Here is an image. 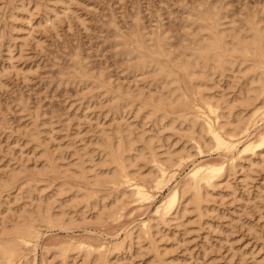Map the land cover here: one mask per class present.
<instances>
[{
    "label": "rangeland",
    "instance_id": "1",
    "mask_svg": "<svg viewBox=\"0 0 264 264\" xmlns=\"http://www.w3.org/2000/svg\"><path fill=\"white\" fill-rule=\"evenodd\" d=\"M207 7L217 10L214 27L227 29L226 34L241 31L250 13L259 16L264 25V0H0V230L4 225L10 227L18 213L51 200L52 211L65 206L75 220L36 225L32 244H22L19 262L11 264H94L99 254L103 264H264V144L257 145L264 134V92L246 108L237 103L238 95L246 93L238 71L254 62L252 55L238 56L228 71L211 73L201 65L196 67L197 73L202 72V100L221 111L219 116L223 110L210 103L214 101L210 97L237 103L233 116L241 109L245 118L249 116L246 132L237 137L225 135L220 128L223 118L218 117L217 122L197 93H185L191 87L178 67L172 70L190 107L182 102L178 107L166 106L157 115H146L148 109L139 107L146 95L167 92L168 84L150 63L146 65L136 56L141 52L148 57V44L159 40L170 55L152 58L163 65L175 55L185 58L191 42L204 34L198 29V9ZM136 38L138 42H134ZM192 119L205 126L201 137L198 127L192 134L184 129ZM207 121L228 147L214 143ZM117 129H130L139 137L129 153L133 161L145 138L152 139L154 156L137 159L134 165L130 159L133 166L128 169L133 174L118 187L110 183L98 186L96 208L90 207L95 197L87 206L85 201L83 205L69 201L74 192L79 196L88 189L90 169L106 168L99 166L106 153L101 149L102 139L113 137ZM247 141L254 146L253 152L242 151ZM169 153L171 162L165 161ZM46 159L55 168L47 170L48 174L42 171ZM219 164H224V174L201 186L198 208L181 199L185 203H176L173 213L157 228L149 227L153 222L148 219L154 218L167 193L177 183L190 181L186 180L190 171L195 167L206 171ZM79 166L89 180L83 172V178L79 176ZM9 174L16 179L6 180ZM58 185L65 189L63 193H56ZM137 186L145 191V199L137 198ZM121 189L125 191L123 202L96 221L93 213L100 211L102 201L109 205ZM82 209L85 213L80 217ZM144 221L150 233L139 244L133 238L123 243L120 252L112 249L127 231L136 234ZM64 243L76 246L70 245L61 257L57 249ZM82 245L85 252L93 251L89 259Z\"/></svg>",
    "mask_w": 264,
    "mask_h": 264
},
{
    "label": "bare ground",
    "instance_id": "2",
    "mask_svg": "<svg viewBox=\"0 0 264 264\" xmlns=\"http://www.w3.org/2000/svg\"><path fill=\"white\" fill-rule=\"evenodd\" d=\"M199 9H198V18L200 19L201 23H199L198 26L200 28L198 27V29H200V32H201V30H203L204 34L200 36L201 38H199L197 40L195 39L196 41L191 42V43H193V44H191L192 47L191 46H190L191 48L188 47L190 51H189L188 55L185 56V58L182 55L181 56L183 57V59L180 58V56L176 57V55L174 57L169 58V59L167 58L166 62H169L168 63V64H170L169 66H168L167 63H165L163 65V64H161V62L158 61V59L152 58L153 56L158 57V56H156L157 54L159 56L166 57V56H168V54L170 52V50L168 51L165 48L164 49H165V51L167 50V52L163 51L164 50L163 47H162L163 45H161V43H160L161 41H159V40H156V42H154V43L148 44V47H149L148 49L150 51V52H148L149 53V56H148L149 58L148 57H144L146 55L142 56L141 52L140 53L138 52L140 55L136 56V58L139 59L141 62L145 63L146 65L148 63H150V64H148V66L152 65V68H153L152 70H154L155 73L158 74L161 77V79L165 81L164 83L168 84L167 85L168 91L166 90L168 93L165 92L164 93L165 95L164 94H161V96H159V95L155 96L154 95L155 97H151V96H153L151 94H150L151 96L149 94L146 95V97H148L149 99H146V97H145L143 102H142V106H140L141 104L139 105V107H142L143 110L144 109H148L147 113L145 112L144 114H146V115L147 114L148 115L149 114L157 115L160 112H164L166 106L167 107L175 106V105L177 106V104H182V102H183V104L184 103L188 104V102L190 100L187 97L188 95H186L185 93L186 92H190L191 93V90H192L193 95L194 94L196 95V93H197L198 98H199V100L202 103L204 101V100H202V98H205V96L202 97L203 96L202 95L203 91H200V90H202L200 88H201V86L204 83L202 82L203 78L200 75L202 72L200 74L197 73V71H196L197 68L196 67L201 65L202 66L201 68H204L203 69L204 71H206L207 69H210L211 73H213L212 71H214V70L223 71L226 68L231 67L233 65V62L234 61L236 62L238 56H242V58L244 59V56H247V55L249 56V54H250V56L252 55L251 58L254 61L252 64L250 63L249 65H246L247 67H246V69L243 72H240V71L237 70L240 73V75H241L240 77H242L241 79L244 80L243 82L246 83L245 84L246 87L244 88L246 93H244V96L238 95L239 96V100L236 99L237 103H238V107H240L242 109L246 108L249 104L254 103L255 99H257L264 92V25H262L263 23H262V20L260 19V17L256 16V15H252L253 13L252 14L250 13V15H248L250 17L247 16V19H245L244 22L246 23V25H244V27L242 26L243 29L241 31L239 29V32H236L234 34H232L233 31H230V33L226 34L227 29H225L226 30V32H225L224 29H222V28L219 29V27H217V24L214 27L215 23L213 24V22L216 21L215 17H217L216 15L218 14L217 10H215V8H212V7L208 8L207 7L205 9H201V11H199ZM194 18H195V16H194ZM198 32H199V30H198ZM151 40H153V39L151 38L150 41ZM134 42H138L137 38H136V40ZM137 44H140V43H137ZM141 44L138 45V46H141ZM143 45L145 46L144 43H143ZM146 47H145V49H146ZM161 52H162V54H161ZM165 54H167V55L164 56ZM144 58H147V60H144ZM254 58H256V59L254 60ZM239 59H240V57H239ZM241 60L242 59H240V61ZM255 61H257V62H255ZM143 63H142V65H143ZM173 67H178L180 70H182L181 72L184 71L183 74L186 77V81L188 82V86L191 87V89L189 88L190 91H185V93L183 92L184 90L183 91H179V89H181L180 85H178L180 83V80H179L177 74L174 72V70H172ZM205 68H207V69L205 70ZM154 71H153V73H154ZM153 76H155V75L153 74ZM205 79H206V77H205ZM156 80H158V79H156ZM159 80H160V78H159ZM181 82H183V81H181ZM162 85H161V87H162ZM204 89H205V87H204ZM116 94H118V93H116ZM149 96L151 97V99H150ZM119 97H117V98H119ZM135 98H136V96H135ZM213 98L214 97H212V98L210 97L209 98L211 100H214L213 102L210 101V103H213L214 105H216L217 109L220 107L223 110L222 113H220V116L218 115L219 114L218 112H221V111L217 112L216 109L213 108L212 104H209L207 101L206 102L204 101V102L207 103L206 106L208 105V110L210 109L211 113L215 114V116L217 118L216 121L219 119L218 117H222L223 118V120L220 122L221 123L220 124V128H222L221 130L224 129L223 131H225L224 132L225 135L229 134V136H230L232 134V136H236V135H238L241 132L243 133L246 130L244 127L246 126V124H248V122H250V119L248 118L249 117L248 114H247L248 117L245 118L241 114V111H242V109H241L240 110V114H236L235 116H233L234 115L233 114V108L236 106L237 103H234V101H232V103H231L226 98L222 99V97L220 99H218V98L213 99ZM118 101H119V99H118ZM115 102H117V101L115 100ZM186 106H188V108L190 107L189 104L186 105ZM185 108H187V107H185ZM197 108H195V109H197ZM139 110H142V109H139ZM183 110H185V109H183ZM224 110H225V112H224ZM238 112H239V110H238ZM161 114H163V113H161ZM215 116H214V118H215ZM262 116L264 118V115H262ZM208 121H207V123H208ZM253 121H254V119H253ZM211 122H212V120H211ZM251 123H252V120H251ZM196 127H198V130L200 132V136L199 137H201L202 136L201 133L204 130H206L204 124H202V123L198 124L197 122L193 121V119H192L191 123L188 126H186V128H184V129L188 131L187 132L188 134H192V133H196ZM217 127H219V126H217ZM213 129H215L214 126L212 127L211 124H209V132L212 134L213 139L215 140V142L214 141H212V142L217 144L219 146V148L221 146L226 145V142L219 135V132L217 133ZM215 130H217V128ZM135 135H137V134H135ZM141 135H140V138H141ZM137 137H135L133 135V133H132V131L130 129H124V130L117 129V131L113 133V137H111L109 135L104 136L105 139H102V140H104V141H102V142H104L103 143L104 146L102 144L101 149H103V147H104L103 150L106 153H105V157L102 160L103 162H101V164H99V166L103 164V166H105L106 168L97 170L96 168L93 169L91 167L92 169H90L91 171L89 173H91L92 175L90 176L91 178L89 177L90 178V180H89L88 176H86L87 172L85 174L84 168L79 166V169L82 168V169H80L78 171V173L81 174L79 176L82 177V178H83V175H84V177L85 176L87 177L86 179L89 180V182L87 181L88 183L87 182L86 183H87V185L89 187H88L87 190L86 189L84 191L82 190L83 192L81 191L82 193L79 196L77 195L79 193L78 191H77L78 193L76 192L77 194L74 192L75 195L73 194L72 195L73 197H71V198L69 197L70 198L69 201L76 202L77 205H78V203L82 204L85 201L86 202V206H87V204L90 203L92 198L94 199L95 196L97 197V195H96L97 194V192H96L97 190L96 189H97L98 186H102L101 184H105V183L109 184L110 183L111 185L114 184L113 186H117L118 187V185L121 184L120 182H122V181H123V183L127 182L128 179H129L128 178L129 175H131V173H132V172L129 173L130 172L129 169H128L129 166L131 168V166L134 165V162L137 159H140V158L142 159L143 158L142 160H145V159L147 160L148 155H150V157L153 155V147H152L153 145L151 144L152 143V139L148 138V141H147V138H145L146 141L144 140V142L142 143L143 144L142 147H140V149H139V152L137 154H135L136 156H134L135 161H133L131 159V158H133V155L130 158L131 154H129V153H130V150L132 148H134V143L137 140ZM210 140H212V139H210ZM258 140H259L260 143L257 144V145H259V146L263 145L264 144V134H262ZM141 141H143V140L141 139ZM209 143H210V141H209ZM247 144H248V141H247ZM228 145H229V143H228ZM228 145H226V146L228 147ZM253 148H254V146H252V144L249 143L242 151L243 152H248V151L253 152L254 151ZM103 150H102V152H103ZM145 150H147L148 152L146 153ZM132 151H133V149H132ZM248 153H250V152H248ZM170 154L171 153H169V155L167 156L166 160L164 159L165 161L171 162L170 161L171 160ZM130 159L133 161V165H132V163L130 164V161H129ZM153 160L157 161L156 159H154V157H153ZM45 161H46V164L44 163L45 165H42L43 169L39 168V170L40 169H42V171L46 170V172H47V170L48 171L49 170L52 171L53 168H54L53 167L54 165L52 164V162L50 163V161L48 159H46ZM219 165L220 166H216V167L214 165H213L214 167L205 166V167L208 168L206 171H203V167H202V170L200 168L196 169V167L193 170L191 169L192 171H190V173L188 174L189 178L186 179L187 181L190 180L191 183H189L190 181L189 182H185V183L181 182L182 184L180 186L177 183L176 186L177 187L179 186L178 189H176V186H175L174 189L172 188L173 190L171 189V191L169 189L170 192L167 193L168 194V196L166 195L167 198L166 197H165L166 199L164 198L165 202H162L163 204L160 203L159 204L160 208L157 207L158 208L157 211L155 213H153L154 214L153 215L154 218L151 217V218L148 219L150 221L152 220V222H153L152 224H150L149 227L152 228L154 226V227L157 228V226L160 223V221L163 222L165 216L167 217V215H169V213L172 212L171 210L173 208H175L174 206L181 199H184L186 201V204H188V202H191L192 204H194L198 208V206L200 205V202H202L201 201V196H200V194H201V192H200L201 186L202 185H210L209 183L212 180L214 181V179H213L214 177H219L222 174H224V172H223L224 171V166H223L224 164H222V165L219 164ZM35 169H37V168H35ZM20 170L21 169H19V171ZM54 170H55V168H54ZM67 171H69V170H67ZM46 172H43V173L45 174ZM82 172L84 173L83 175H82ZM134 172L137 173V171H134ZM47 174H48V172H47ZM150 175L151 174H149V176ZM158 175H159V173H158ZM14 176H15L14 174H9L8 178L6 180L13 181V178H14V180L16 179V177H14ZM129 183L130 182H128V184ZM138 184L142 185L143 183H138ZM1 185L2 184H0V186ZM130 185H131V183H130ZM58 187H59L58 189L56 188V190H57L56 193H60V192L65 190L64 188H63L64 190H62V188H60V185H58ZM62 187H64V185ZM123 189H121L122 191L119 190V191H121L120 193L117 191L119 194L116 195V197L112 200V202H110L109 205H107L108 203L106 204V202L103 203L104 201L101 200L103 204L101 203L102 207H101L100 211L98 210V212L93 213L94 217L96 218V221H97V219L100 221V219H102L103 216H105L107 214L109 215V213L113 212L115 209L118 208V205L120 204V202L121 201L123 202L122 199L125 198L124 197L125 191H123ZM135 190L136 189H134V191ZM134 191L132 193H134ZM135 192L139 196L137 198L141 197V198L145 199L146 194H145V191H143L141 186H137V190ZM96 197H95L94 201H91L92 204H90V207H91V205H93V202L94 203L97 202L98 199H96ZM122 197H124V198H122ZM148 197H149V195H148ZM140 200H142V199H140ZM184 200L182 201L183 203H185ZM68 203H70V202H68ZM53 204H54V200H51V201H48V202H45V203L44 202L36 203L35 207L32 208V210H27L26 211V209H25V212L23 211V212L18 213V215L15 216L16 220L12 222L10 227L4 225L3 228H1V230H0V264H11V263H13L15 261L17 262V260L19 262V259L22 256V251H24V250H22L23 247L21 248V246H22V244H23V246L28 244L30 241H32L34 239V236H35V228L34 227L36 225L38 226V224H42V223H44L46 225L47 222L48 223L50 222V224H51V222L57 224V223H61L62 221L65 222L64 220H66V219L74 220L73 219L74 216L72 217V215H70L69 212H66V210L64 209L65 206L61 207L60 209H58V211H52ZM70 204H72V203H70ZM93 206H95V205H93ZM70 207H71V209L73 208L72 206H70ZM94 208H96V206ZM184 208H182V209H184ZM74 210L75 209H73V211ZM84 213L85 212L82 209V212H80V217H83ZM180 213H182V212H180ZM69 220H68V222H69ZM148 220H147V222H148ZM147 222L144 221L143 224H142L143 226L140 225V226H138L140 228H136L137 229L136 230V234L133 233L132 231H130V232L127 231L126 234H125L126 236H124V239H122L119 243L116 242V244L113 246L114 248L112 247V249L116 250V251H119V249L121 248V246L123 245L124 242H126L127 240L131 241L133 238H136L135 240L139 244L140 241L142 240V238H144V235L146 233H148V232H146V227H147L146 223ZM50 224H48V225H50ZM70 224H71V221H70ZM72 224H73V222H72ZM143 227L145 229H143ZM150 228H148L147 230H149ZM149 233L147 235H149ZM133 234H135V235H133ZM30 243L32 244V242H30ZM70 245H69L70 247H73L75 245V243L74 244H70ZM69 246H68V244L66 246L65 243L62 244L61 247L58 246L59 249H57V250L60 253V254L59 253L58 254L62 255L61 257H65V255L67 254V251H69V249H71ZM81 247L83 248V245L80 246V248ZM123 247H124V245H123ZM82 248H81V250L83 251L84 248L83 249ZM127 248H128V246H127ZM87 250H86V252L84 250V253H85L86 259H89V256H91L90 252H93V251H87ZM100 253H103V252H100ZM101 255L100 254L97 255V257L95 258L96 261L93 259L95 261L94 264H103V261H104L103 260V255L102 256Z\"/></svg>",
    "mask_w": 264,
    "mask_h": 264
}]
</instances>
